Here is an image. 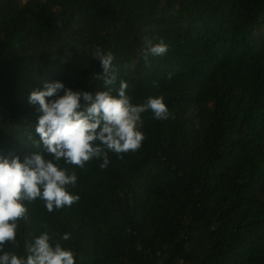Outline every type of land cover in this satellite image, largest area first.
Returning <instances> with one entry per match:
<instances>
[{
  "label": "trees",
  "instance_id": "16d2710c",
  "mask_svg": "<svg viewBox=\"0 0 264 264\" xmlns=\"http://www.w3.org/2000/svg\"><path fill=\"white\" fill-rule=\"evenodd\" d=\"M146 37L168 45L149 64ZM96 47L114 56L115 89L163 96L169 118L142 113L141 147L109 151L106 168L61 159L79 200L24 201L4 251L26 258L47 231L71 234L76 264H264V0H0V156L37 151L29 96L45 82L105 90Z\"/></svg>",
  "mask_w": 264,
  "mask_h": 264
},
{
  "label": "clouds",
  "instance_id": "9594fccd",
  "mask_svg": "<svg viewBox=\"0 0 264 264\" xmlns=\"http://www.w3.org/2000/svg\"><path fill=\"white\" fill-rule=\"evenodd\" d=\"M145 45L142 55L146 64L150 56H162L168 51L162 37L158 43L146 37ZM92 55L101 62L103 75L96 74V78L103 81L105 90L74 91L61 81L45 82L42 90H33L29 96V102L39 104L38 110L43 113L35 126L39 140L29 137L37 151L26 154L23 160L11 151L8 156H0V264H76L73 250L61 244V240L71 238L67 232L54 241L47 231L29 239L25 243L26 258L4 251L6 243H16L18 221L27 212L24 201L40 198L50 213L71 206L79 196L68 191L67 186H75L77 174L69 175L67 169L58 166L61 159L83 168L97 158L103 160L100 167L106 168L109 151L122 154L141 147L142 113L151 111L157 120L169 118L163 96H150L142 104H133L126 94V81H120L118 90L114 88L117 76L111 52L105 54L96 47ZM113 91L117 94L113 95ZM81 96L86 107L78 110ZM45 154L51 158L46 159Z\"/></svg>",
  "mask_w": 264,
  "mask_h": 264
}]
</instances>
